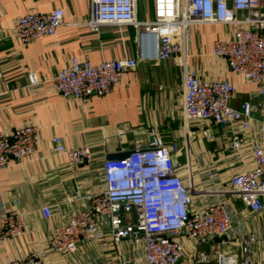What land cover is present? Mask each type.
Wrapping results in <instances>:
<instances>
[{
    "label": "crops",
    "instance_id": "1",
    "mask_svg": "<svg viewBox=\"0 0 264 264\" xmlns=\"http://www.w3.org/2000/svg\"><path fill=\"white\" fill-rule=\"evenodd\" d=\"M56 7L63 9L64 18L54 35L28 43L16 37L15 23L21 15ZM90 13L91 0H0V132L9 133L26 124L39 126L35 151L0 168V216L19 215L25 226L23 234L0 241V263L24 257L31 251H43L45 264H108L118 257L129 264H145L142 247L116 243L109 236L82 241L73 254L56 253L49 248L48 241L56 225L72 211L86 209L91 196L104 188L105 159L138 145L148 146L153 127L163 144L178 143L179 150L173 157L179 173L188 180L191 171L199 189L211 187L204 180L209 169L216 170L222 179L221 183L213 180L218 187L222 181L227 183L234 172L253 165L249 145L243 146L239 154L231 149V133L240 128L238 123L185 121L183 115L187 70L206 78L233 81L236 94L232 102L236 106L248 99L256 105L262 99L255 84L246 83L230 70L223 56L213 53L216 40L234 35L232 25L191 24L186 48L179 56L139 61L135 68L125 70L121 82L105 95L89 99L65 97L53 86L52 77L71 64L73 57L92 63L123 57L138 59L143 48L137 26L102 24L94 29L86 24ZM137 18H155L154 0H138ZM32 72L39 79L37 83L29 80ZM55 135L62 137L69 147L92 144L95 157L70 167L67 155L52 148ZM210 198L197 194L195 201L206 202ZM230 202L234 226L256 240L250 264H264V209L248 210L234 196ZM46 205L51 209L49 217L43 213ZM221 239L209 243L186 239L184 263L217 264V250L235 249L239 264H243L246 248L239 243L224 245Z\"/></svg>",
    "mask_w": 264,
    "mask_h": 264
},
{
    "label": "built area",
    "instance_id": "2",
    "mask_svg": "<svg viewBox=\"0 0 264 264\" xmlns=\"http://www.w3.org/2000/svg\"><path fill=\"white\" fill-rule=\"evenodd\" d=\"M137 5L138 0H91L86 24L94 29L102 24L137 26L143 46L140 57L113 58L99 63L73 57L71 64L52 77L55 89L75 99L105 95L121 82L123 72L135 68L139 61L166 60L184 52L191 24H230L235 28L234 35L216 40L213 53L223 56L230 70L246 83L255 84L262 99L256 105L248 99L236 106L232 102L236 94L233 81L206 78L187 70L183 115L185 121L238 123L240 128L231 133V149L239 154L243 146L249 145L253 165L234 172L227 183L222 181L218 187L215 182L221 183L222 179L216 170L209 169L204 180L212 185L199 189L191 171L188 180L179 173L173 157L179 150L178 143L163 144L153 127L148 146L138 145L122 155L105 159L104 188L91 196L86 209L72 211L54 227L49 248L56 253L73 254L82 241L109 236L116 243L142 247L145 264H185L186 239L209 243L221 237L224 245L242 244L246 248L243 264H250L256 240L234 226L230 197L239 198L253 212L264 209V0H154L155 18L144 21L137 18ZM63 18L60 7L46 12H27L16 20L15 35L25 43L52 36ZM29 80L39 81L33 72L29 73ZM38 135L36 124L17 126L9 133L0 132V168L8 166L11 160L21 161L32 154ZM52 145L54 152L67 155L70 167L95 157L93 145L89 143L69 147L62 137L55 135ZM197 194L211 198L197 203ZM43 213L49 217L50 207L44 206ZM24 232V221L19 215L17 218L13 214L0 216V241ZM42 252L31 251L0 264H45ZM215 258L217 264H239L235 249L217 250ZM108 264L129 262L118 257Z\"/></svg>",
    "mask_w": 264,
    "mask_h": 264
},
{
    "label": "water",
    "instance_id": "3",
    "mask_svg": "<svg viewBox=\"0 0 264 264\" xmlns=\"http://www.w3.org/2000/svg\"><path fill=\"white\" fill-rule=\"evenodd\" d=\"M116 155H110L109 157H115Z\"/></svg>",
    "mask_w": 264,
    "mask_h": 264
},
{
    "label": "rangeland",
    "instance_id": "4",
    "mask_svg": "<svg viewBox=\"0 0 264 264\" xmlns=\"http://www.w3.org/2000/svg\"><path fill=\"white\" fill-rule=\"evenodd\" d=\"M140 4H141V1H140Z\"/></svg>",
    "mask_w": 264,
    "mask_h": 264
}]
</instances>
